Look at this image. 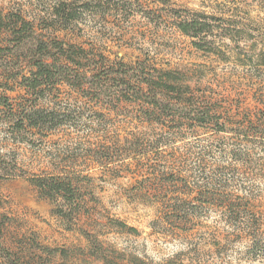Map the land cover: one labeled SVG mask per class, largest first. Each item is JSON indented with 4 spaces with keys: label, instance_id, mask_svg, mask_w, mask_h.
I'll return each mask as SVG.
<instances>
[{
    "label": "rangeland",
    "instance_id": "1",
    "mask_svg": "<svg viewBox=\"0 0 264 264\" xmlns=\"http://www.w3.org/2000/svg\"><path fill=\"white\" fill-rule=\"evenodd\" d=\"M58 1L0 0V8L21 10L39 32L111 60L185 70L202 88L211 87L213 107L222 110L227 127L221 133L184 130L156 149L148 140L129 141L149 130L132 103L109 110L65 91L69 121L46 136L35 130L17 135L0 106V165L15 163L17 174L0 178V248L18 264H104L94 253L109 262L138 257L150 264H264V246L256 253L246 248L250 236L264 238V151L255 145L264 142V66L250 61L264 47V0H67L85 3L87 10L77 9L80 17L64 28L51 19ZM195 12L243 23L249 37L236 43L215 38L216 50L228 59L199 50L174 25L178 16ZM0 96L17 104L23 91L0 88ZM55 100L48 96L36 104L55 106ZM170 170L233 178L226 187L251 196L256 218H220L206 194L197 197L204 202L197 218H160L170 195L182 191ZM40 175L73 179L82 208L77 217L59 216L60 201L40 196L29 181Z\"/></svg>",
    "mask_w": 264,
    "mask_h": 264
},
{
    "label": "trees",
    "instance_id": "2",
    "mask_svg": "<svg viewBox=\"0 0 264 264\" xmlns=\"http://www.w3.org/2000/svg\"><path fill=\"white\" fill-rule=\"evenodd\" d=\"M86 8L85 3L59 0L51 11L54 17L51 19L60 20L59 28H64L61 25L80 17L81 12L77 9ZM231 22L223 14L195 12L183 18L178 16L174 25L182 34L192 38L195 48L217 54L220 59H228L225 52L216 50L215 38L220 41L229 38L236 43L249 37L245 24L236 26ZM50 23L47 27H53V22ZM250 61L264 66V47ZM0 88L23 91L22 101L17 104H13L8 96H0V106L9 114L8 120L17 135L31 134L35 130L46 136L67 124L70 108L61 97L65 91L76 93L109 110L111 105L119 102L134 104L140 123H146L149 130L133 133L129 141L148 140L157 145L156 149L167 143L170 135L182 134L184 130L209 127L215 133H221L227 127L222 110L213 107L208 93L211 87L202 88L201 80L194 79L185 70L157 67L139 60H111L102 53L39 32L35 22L27 19L21 10L4 11L0 8ZM48 96L55 97V106L39 107L36 104ZM95 113L103 116L101 111ZM255 145L264 151V142ZM128 150L132 151L131 148ZM236 152L235 148L230 149L231 156L235 157ZM126 154L131 157L128 151ZM15 169V163L0 165V178L17 175L14 174ZM170 171L173 183L182 191L170 195L162 207L160 218H197L198 209L204 205V202H197V197L205 194L209 199L208 208L219 210L220 218H256L251 196L247 193L239 195L233 188L226 187L233 178ZM152 173L156 175V171ZM29 181L42 198L60 201L56 210L59 216L71 219L81 213L79 187L68 175L31 176ZM215 185L219 189L212 190ZM194 192L197 193L195 196ZM250 209L252 217L248 214ZM86 238L89 243L93 242L89 234ZM263 246V237L254 235L247 238L248 252L256 253ZM49 252L57 250L49 249ZM0 253L3 259L0 264L7 261L18 264V258H11L9 250L1 247ZM93 255L104 264H150L138 257L126 262L123 258L109 262L105 256Z\"/></svg>",
    "mask_w": 264,
    "mask_h": 264
}]
</instances>
